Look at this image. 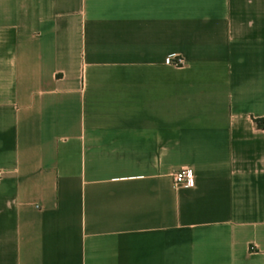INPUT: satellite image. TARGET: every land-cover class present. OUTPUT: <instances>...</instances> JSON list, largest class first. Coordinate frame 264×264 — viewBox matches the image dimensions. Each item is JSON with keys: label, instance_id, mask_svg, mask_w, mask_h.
<instances>
[{"label": "crops", "instance_id": "obj_1", "mask_svg": "<svg viewBox=\"0 0 264 264\" xmlns=\"http://www.w3.org/2000/svg\"><path fill=\"white\" fill-rule=\"evenodd\" d=\"M0 172V264H264V0H0Z\"/></svg>", "mask_w": 264, "mask_h": 264}, {"label": "built area", "instance_id": "obj_2", "mask_svg": "<svg viewBox=\"0 0 264 264\" xmlns=\"http://www.w3.org/2000/svg\"><path fill=\"white\" fill-rule=\"evenodd\" d=\"M170 64L174 65H183L184 61L182 59H177L176 61H168ZM3 173L0 172V179L2 178ZM173 181L176 186L183 185L189 188L195 186V176L194 172L189 168H183L175 172L173 175Z\"/></svg>", "mask_w": 264, "mask_h": 264}]
</instances>
